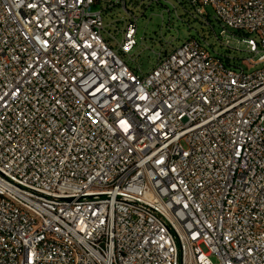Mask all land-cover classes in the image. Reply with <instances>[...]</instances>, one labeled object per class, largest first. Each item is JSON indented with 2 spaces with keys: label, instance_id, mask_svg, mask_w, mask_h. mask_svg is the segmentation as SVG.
Segmentation results:
<instances>
[{
  "label": "built area",
  "instance_id": "built-area-1",
  "mask_svg": "<svg viewBox=\"0 0 264 264\" xmlns=\"http://www.w3.org/2000/svg\"><path fill=\"white\" fill-rule=\"evenodd\" d=\"M187 2L244 66L193 37L141 74L126 0H0V264H264V0Z\"/></svg>",
  "mask_w": 264,
  "mask_h": 264
},
{
  "label": "rangeland",
  "instance_id": "rangeland-1",
  "mask_svg": "<svg viewBox=\"0 0 264 264\" xmlns=\"http://www.w3.org/2000/svg\"><path fill=\"white\" fill-rule=\"evenodd\" d=\"M131 2L126 0V8L136 17L137 45L129 56L122 54L119 50L127 19V12L123 8L116 6L111 11L103 12L102 36L109 41L123 61L138 73L146 74L154 67L157 53L168 52L193 37L205 38L209 52L212 53L214 50L224 58H228L231 66H244L242 61L252 57L244 52L243 47L235 40L230 45L231 49L220 46L210 27L195 14L187 0H132ZM97 9H100V6ZM206 11L211 25L218 30L213 20L212 9L206 7ZM229 33L233 34L232 31ZM261 67L262 65L254 66L248 71ZM210 260L213 264H217L215 257H210Z\"/></svg>",
  "mask_w": 264,
  "mask_h": 264
}]
</instances>
